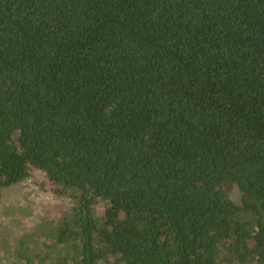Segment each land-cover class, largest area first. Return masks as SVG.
<instances>
[{
    "label": "trees",
    "instance_id": "trees-1",
    "mask_svg": "<svg viewBox=\"0 0 264 264\" xmlns=\"http://www.w3.org/2000/svg\"><path fill=\"white\" fill-rule=\"evenodd\" d=\"M30 178L19 264H264V0H0V204Z\"/></svg>",
    "mask_w": 264,
    "mask_h": 264
},
{
    "label": "rangeland",
    "instance_id": "rangeland-1",
    "mask_svg": "<svg viewBox=\"0 0 264 264\" xmlns=\"http://www.w3.org/2000/svg\"><path fill=\"white\" fill-rule=\"evenodd\" d=\"M232 198H239L236 189ZM60 201L45 192L35 178L3 190L0 204V264H19L16 250L20 241H25L26 247L33 253L32 249H36L43 240L40 239V230L46 228L44 223L56 217L54 212L57 213V209L54 207H58Z\"/></svg>",
    "mask_w": 264,
    "mask_h": 264
}]
</instances>
